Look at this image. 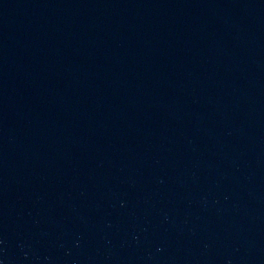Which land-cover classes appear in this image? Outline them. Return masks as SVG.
<instances>
[{"label": "water", "instance_id": "95a60500", "mask_svg": "<svg viewBox=\"0 0 264 264\" xmlns=\"http://www.w3.org/2000/svg\"><path fill=\"white\" fill-rule=\"evenodd\" d=\"M0 264H264V0H0Z\"/></svg>", "mask_w": 264, "mask_h": 264}]
</instances>
